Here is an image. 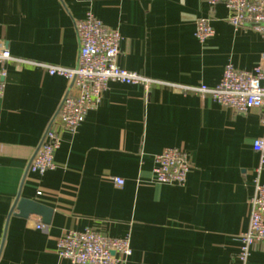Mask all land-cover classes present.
Returning <instances> with one entry per match:
<instances>
[{
  "label": "crops",
  "instance_id": "1",
  "mask_svg": "<svg viewBox=\"0 0 264 264\" xmlns=\"http://www.w3.org/2000/svg\"><path fill=\"white\" fill-rule=\"evenodd\" d=\"M87 14L118 29L119 68L169 85L214 87L226 65L250 72L264 51L263 35L234 28L222 4L203 0H0V47L28 63L73 68L74 24ZM201 18L214 29L204 43L194 35ZM5 70L0 264H69L58 257L57 241L86 229L129 237L126 264H241L249 201L256 179L264 184V166L258 175L260 157L252 149L264 138L262 109L237 114L163 84L146 93L111 83L75 132L56 123L55 168L39 176L28 172L29 160L69 84L29 64ZM167 148L182 149L188 159L184 187L154 183L155 157ZM18 197L51 208L49 225L38 216H13ZM247 264H264L263 245L252 247Z\"/></svg>",
  "mask_w": 264,
  "mask_h": 264
},
{
  "label": "built area",
  "instance_id": "2",
  "mask_svg": "<svg viewBox=\"0 0 264 264\" xmlns=\"http://www.w3.org/2000/svg\"><path fill=\"white\" fill-rule=\"evenodd\" d=\"M203 1L210 7L222 4L228 11L227 22L234 28H250L264 36V0ZM74 26L79 49L73 68L28 63L12 57L6 48L0 47V98L6 88L5 66L10 63L29 64L49 76L63 77L69 84L56 116L44 131L40 145L30 157L29 173L42 176L54 170V154L61 144L56 123L66 132H75L87 113L98 108L111 83L138 85L146 93L153 85L163 84L178 94L208 96L221 107L237 114H244L252 109L264 111V51L258 64L250 72L239 71L232 65H226L219 83L214 87L169 85L117 66L122 40L118 29L106 27L91 14L76 21ZM194 35L199 43H204L214 36V29L208 19L201 18L196 21ZM262 123L264 124V115ZM252 149L260 157L259 166L256 168L259 175L264 166V138L254 140ZM189 172L190 164L182 149L167 148L155 157L152 173L156 184L184 187ZM113 182L116 186L123 185V180L119 178H114ZM42 195L41 190L36 192V196ZM249 205L248 228L239 236L238 260L241 264H247L254 245L264 246V184L259 183L257 179ZM35 227L45 230V226L40 223ZM56 253L69 264H126L131 255L130 239L109 238L92 229L83 232L69 231L57 241Z\"/></svg>",
  "mask_w": 264,
  "mask_h": 264
},
{
  "label": "water",
  "instance_id": "3",
  "mask_svg": "<svg viewBox=\"0 0 264 264\" xmlns=\"http://www.w3.org/2000/svg\"><path fill=\"white\" fill-rule=\"evenodd\" d=\"M15 213L13 216H17L22 219H28L31 215L38 216L41 218L42 223L49 225L52 209L44 206L36 201L19 198L16 200L14 205Z\"/></svg>",
  "mask_w": 264,
  "mask_h": 264
}]
</instances>
